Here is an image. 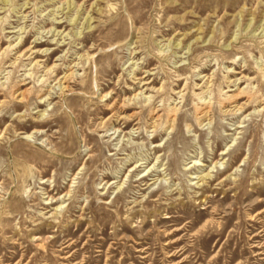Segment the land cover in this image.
I'll use <instances>...</instances> for the list:
<instances>
[{
  "label": "rangeland",
  "instance_id": "1",
  "mask_svg": "<svg viewBox=\"0 0 264 264\" xmlns=\"http://www.w3.org/2000/svg\"><path fill=\"white\" fill-rule=\"evenodd\" d=\"M263 68L264 0H0V264H264Z\"/></svg>",
  "mask_w": 264,
  "mask_h": 264
},
{
  "label": "bare ground",
  "instance_id": "2",
  "mask_svg": "<svg viewBox=\"0 0 264 264\" xmlns=\"http://www.w3.org/2000/svg\"><path fill=\"white\" fill-rule=\"evenodd\" d=\"M88 22H89V20H88ZM90 25V24H89ZM249 27H250V25H249ZM180 41L176 44V46L177 45H180ZM28 50V49H27ZM27 50H25V51H27ZM31 49H29L28 51H30ZM39 53V51H34L33 53ZM29 53V52H28ZM35 64L36 65H40L39 64V62H35ZM262 70H264V68L262 69ZM66 73V72H65ZM74 71H71V72H69V73H67V74H65L62 78H61V80L59 81L60 82V86H61V88H62V90H68L69 88H70V85L68 84V83H70V81L73 79V76H74ZM144 79H146V76H143V78L141 79V81L143 82V80ZM156 81V79H153V80H151V81H144L143 82V86H145V85H150V84H152L153 82H155ZM236 83V82H235ZM237 90H238V93L236 94V95H239V94H241L243 91H242V88L240 89V88H237ZM159 91V90H158ZM142 94V91L140 90V93L138 92V93H136L135 95H134V99L135 98H137V97H139V95H141ZM234 94V93H233ZM102 97V96H101ZM104 97V96H103ZM18 98H19V96H18ZM25 97L24 96H22L21 97V99H24ZM237 98V97H236ZM149 99H151V98H149ZM199 99H200V101H199V103H201L202 105H206V106H204L203 108H202V110H201V116H200V118L201 117H205V116H209V114H210V112H211V110H212V103H211V101H206L205 99H204V101H202V99H203V97L201 96V97H199ZM235 99V98H234ZM239 99V98H238ZM131 101V100H130ZM1 103V102H0ZM151 103H153V102H151ZM150 103V105H152ZM239 106V105H238ZM241 106V105H240ZM207 107H208V109H207ZM178 109L179 108H177L176 106H174L172 109H171V114H170V118H169V122H170V124H171V127H173L174 128V126H176V124H177V122H178V119H179V114H178ZM243 108H241V107H239L237 110L239 111V110H242ZM154 110V109H153ZM156 110H154L153 111V113L155 112ZM155 114V113H154ZM156 114H157V112H156ZM200 115V114H199ZM130 116L132 117L133 115L132 114H130ZM157 116V115H156ZM223 154L225 153H227L226 151H223L222 152ZM159 157L160 156H157V159H159ZM200 161L201 160H199V159H196L195 161H194V163H193V165L191 166V169L192 168H199V169H201L203 166H206V164L205 163H200ZM143 163H147V162H143ZM143 163H140V164H137L135 167H141L142 166V164ZM217 163V162H216ZM146 167H148V166H146ZM166 168L165 167H162L160 170H156V169H152L151 167H149V168H147V170H145V174L143 175V177H142V179H145L146 177H148V176H150V175H153L152 173L153 172H157L156 174H158V173H160V172H162V170H165ZM146 171H147V173H146ZM144 172V171H143ZM150 172V173H149ZM195 174H197L196 172H195ZM194 175V174H193ZM206 176H208V178L207 177H203V176H199V175H197V176H193V178L192 179H194V178H199V180L196 182V184H198L199 186L202 184V185H204L203 186V190H202V193H201V195H200V197H202V201L203 202H206L207 201V199H208V196L207 195H205L206 194V192H207V190H206V183H209L210 181H212V176H211V174H209V173H207L206 174ZM227 180V178H225L222 182H224V181H226ZM201 181H202V183H201ZM155 183V182H154ZM50 201V200H49ZM208 208V207H207ZM168 217H170V218H172L173 216H168ZM253 217V216H252ZM190 223H191V225H193L194 223H195V220H193V221H190ZM178 230L179 229H182V228H177ZM65 235V234H64Z\"/></svg>",
  "mask_w": 264,
  "mask_h": 264
}]
</instances>
